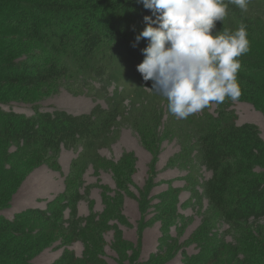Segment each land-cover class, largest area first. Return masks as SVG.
Instances as JSON below:
<instances>
[{"label": "trees", "instance_id": "obj_1", "mask_svg": "<svg viewBox=\"0 0 264 264\" xmlns=\"http://www.w3.org/2000/svg\"><path fill=\"white\" fill-rule=\"evenodd\" d=\"M146 15L151 16V11L137 0H0V105L27 97L39 98L52 78L62 77L70 69L48 66V62L60 58L72 59L77 69L101 76L108 71L110 53H121L123 49L126 56H138L139 61L132 59V69L137 72L147 40L141 39L137 44L135 37L146 27ZM263 16L264 0H251L248 11L243 13L229 5L227 17L224 22L217 21L215 29L235 31L241 24L246 26L250 50L238 58L241 68L237 79L242 84L239 99L253 103L262 112ZM256 53L262 55L261 60L254 58L258 57ZM117 55L120 60V54ZM248 64L255 66L253 72L246 68ZM115 112L105 113L97 125L93 115L42 113L36 108L33 117H26L7 113L0 107V211L14 190L15 183L10 182L20 178L21 162L36 152L43 154L77 144L86 149L99 145L116 119ZM210 121L199 131L201 165L213 172L212 179L202 184L204 197L215 213L210 223L226 224L227 234L235 233L247 249L241 252V246L227 242L225 237L221 241L206 240L199 254L185 256L184 264H264V140L254 124L238 126L234 112L225 106ZM198 125L197 121L195 126ZM14 144L22 152L10 154L9 148ZM80 199L77 193L68 197L74 205L69 227L76 224L75 204ZM31 213L46 224L27 220ZM67 229L41 211H29L12 221L0 218V264H31L47 231L54 236ZM212 229L207 230L212 233ZM78 235L88 252L78 258L65 251L56 264H107L99 245L98 251L96 247L90 251L97 238H93V232L82 231ZM175 246L174 240L167 239L159 253L147 262L139 259L133 246L116 247L117 264H168L178 255L179 247ZM255 249L259 254H255ZM130 252L132 256L127 262Z\"/></svg>", "mask_w": 264, "mask_h": 264}, {"label": "rangeland", "instance_id": "obj_2", "mask_svg": "<svg viewBox=\"0 0 264 264\" xmlns=\"http://www.w3.org/2000/svg\"><path fill=\"white\" fill-rule=\"evenodd\" d=\"M256 54L254 58L261 60L262 55ZM110 55L108 71L101 76L77 69L72 59L48 62L58 70L70 69L62 72V77L52 78L39 98L0 105L7 113L26 117H33L36 108L42 113L93 115L97 125L105 113L116 110V119L99 145L86 149L77 144L43 154L35 151L20 163L22 173L10 182L15 183L14 190L8 194L0 218L12 221L29 211H41L62 228L68 227L54 236L47 231L31 264H56L65 251L82 258L88 252L78 235L82 231L97 237L90 251L100 247L107 264H117L116 247L129 245L147 262L169 238L179 252L168 264H184L186 255L199 254L201 245L211 239L225 237L241 246V252L246 250L235 233L227 234L226 224L210 223L215 213L204 197L202 184L212 179L213 172L201 165L199 131L225 106L234 112L238 126L254 124L264 140V112L239 99L212 104L187 119H177L169 113L166 99L151 90L152 82H145L133 71L132 59L139 61L137 55L126 56L123 49ZM246 68L253 72L255 66L248 64ZM17 151L22 152V148L10 146V154ZM76 193L81 199L75 204L76 224L72 228L67 223L72 220L74 205L68 197ZM27 220L44 223L32 213L27 214ZM208 228H213L212 233ZM255 254H259L256 249ZM131 256L130 252L127 262Z\"/></svg>", "mask_w": 264, "mask_h": 264}, {"label": "clouds", "instance_id": "obj_3", "mask_svg": "<svg viewBox=\"0 0 264 264\" xmlns=\"http://www.w3.org/2000/svg\"><path fill=\"white\" fill-rule=\"evenodd\" d=\"M251 0H137L152 15L135 37L143 61L137 71L151 81L154 93L167 101L177 119H187L212 104L237 101L241 94L237 74L239 57L250 50L246 26L235 31H216L224 22L228 6L247 12ZM136 44H133L135 47Z\"/></svg>", "mask_w": 264, "mask_h": 264}]
</instances>
